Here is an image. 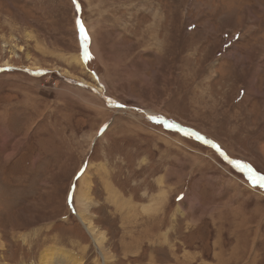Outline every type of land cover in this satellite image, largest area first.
I'll return each mask as SVG.
<instances>
[{
	"label": "rangeland",
	"instance_id": "374dc122",
	"mask_svg": "<svg viewBox=\"0 0 264 264\" xmlns=\"http://www.w3.org/2000/svg\"><path fill=\"white\" fill-rule=\"evenodd\" d=\"M200 134L264 173V0H0V264H264Z\"/></svg>",
	"mask_w": 264,
	"mask_h": 264
},
{
	"label": "crops",
	"instance_id": "0c3cea01",
	"mask_svg": "<svg viewBox=\"0 0 264 264\" xmlns=\"http://www.w3.org/2000/svg\"><path fill=\"white\" fill-rule=\"evenodd\" d=\"M86 45H87V44H86ZM83 46H84V43H83ZM201 135H202V134H200V137H201ZM201 138H202V137H201ZM202 139H203L204 143L209 144V145H211L212 148L217 149L219 152H222L220 158L223 159V160L225 161V163L229 164L230 166H233V167L236 168V169H240V170L243 171L244 173H249V181H250L251 179L255 181V182H253V183H251V182H250V183H251L255 188H256V187H257V188H261V187H260V186H261V183H260L261 179H262L263 182H264V173H263V172H261L260 170H253V171H252V170H250V169H249L250 171H248V170H247V167L241 165V161H240V160H237V159H235L234 157L230 156V155L226 152V150L222 148V146L217 145L214 141L210 140L209 138H208V141H207V140H204V139H205L204 137H203ZM203 141H202V142H203ZM4 158H5V154H4ZM5 159H6V158H5ZM6 160H7V159H6ZM80 169H83V172L85 173V171H86V164L81 165V166H80ZM80 176H81V174L76 173L75 175H73L72 180L77 179V178L80 177ZM78 179H80V178H78ZM72 188H73V190L76 189L75 184H72ZM260 190H264V188H261ZM78 192H79V191L77 190V192H76V200L78 199V201H79ZM80 195H84V192H83L82 190L80 191ZM183 197H184V194H181L180 196L177 197V200H181ZM79 202H80V201H79ZM91 204H92V205H91ZM91 204H90L89 211H90L91 208L94 206L93 201H91ZM72 206H73V205H72ZM75 207H76V205H75ZM75 207H73L74 210H75ZM75 211H76V210H75Z\"/></svg>",
	"mask_w": 264,
	"mask_h": 264
},
{
	"label": "bare ground",
	"instance_id": "6f19581e",
	"mask_svg": "<svg viewBox=\"0 0 264 264\" xmlns=\"http://www.w3.org/2000/svg\"><path fill=\"white\" fill-rule=\"evenodd\" d=\"M114 192H110L109 194H111ZM84 198L87 200V198L84 196ZM115 198V194H114V197ZM109 201H112L111 199H109ZM77 210V209H76ZM76 215L78 216V218L80 219V221L83 223L85 229L87 230V232H89L93 238V240L95 241V243L97 244V247L101 250V244L103 243L104 244V241H105V236L102 232H98L95 227V224L93 221H89L87 219V216L88 214L86 215L85 213H82V212H76ZM67 250V249H66ZM66 250H60V249H54V253L56 255V252L59 253V255L61 256V258H66V262L68 264H80V260L78 259V257L76 255H72L71 253L72 252H69V251H66ZM48 249L45 250V251H42L41 255H40V263L41 264H49V257L46 256V254L48 253ZM51 255V254H50ZM53 256V255H52ZM59 257V256H58ZM55 258V257H54ZM102 258H104V260L106 261L107 259V256H106V252L103 253L102 252ZM59 259V258H58ZM62 264V263H61ZM82 264H83V261H82ZM96 264V263H95Z\"/></svg>",
	"mask_w": 264,
	"mask_h": 264
}]
</instances>
